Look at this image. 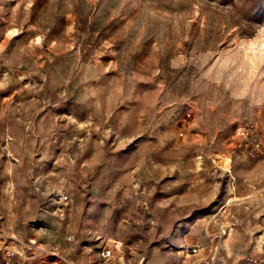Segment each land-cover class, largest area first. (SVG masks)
I'll list each match as a JSON object with an SVG mask.
<instances>
[{"label":"rangeland","instance_id":"obj_1","mask_svg":"<svg viewBox=\"0 0 264 264\" xmlns=\"http://www.w3.org/2000/svg\"><path fill=\"white\" fill-rule=\"evenodd\" d=\"M0 264H264V0H0Z\"/></svg>","mask_w":264,"mask_h":264},{"label":"built area","instance_id":"obj_2","mask_svg":"<svg viewBox=\"0 0 264 264\" xmlns=\"http://www.w3.org/2000/svg\"><path fill=\"white\" fill-rule=\"evenodd\" d=\"M184 121L186 124H190L193 119V114L192 112H187ZM242 134L244 136V144L245 148L249 150H261L262 148V143L261 140L259 139L258 136L255 135V128L253 123L251 122H246L245 125L242 127ZM176 136H185V131L184 130H178L175 132ZM216 158H214V162L216 165H218L220 168L225 169V170H231L232 167V157L225 154V153H220L215 155ZM190 251H194L196 253H199L202 251V246L200 244H196L194 246L189 247ZM101 255L103 258H107L111 255V250L110 249H103L101 251Z\"/></svg>","mask_w":264,"mask_h":264}]
</instances>
